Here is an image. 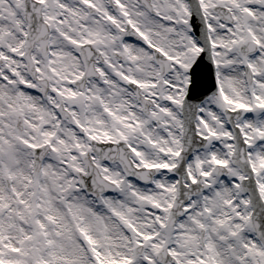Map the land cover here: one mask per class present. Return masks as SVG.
<instances>
[{"label": "snow or ice", "instance_id": "snow-or-ice-1", "mask_svg": "<svg viewBox=\"0 0 264 264\" xmlns=\"http://www.w3.org/2000/svg\"><path fill=\"white\" fill-rule=\"evenodd\" d=\"M0 264H264V0H0Z\"/></svg>", "mask_w": 264, "mask_h": 264}]
</instances>
